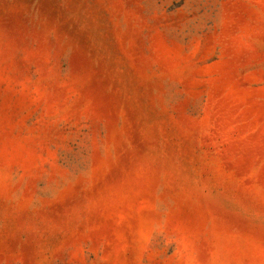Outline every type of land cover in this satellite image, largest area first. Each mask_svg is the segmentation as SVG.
I'll return each mask as SVG.
<instances>
[{
	"label": "rangeland",
	"instance_id": "rangeland-1",
	"mask_svg": "<svg viewBox=\"0 0 264 264\" xmlns=\"http://www.w3.org/2000/svg\"><path fill=\"white\" fill-rule=\"evenodd\" d=\"M0 264H264V0H0Z\"/></svg>",
	"mask_w": 264,
	"mask_h": 264
}]
</instances>
